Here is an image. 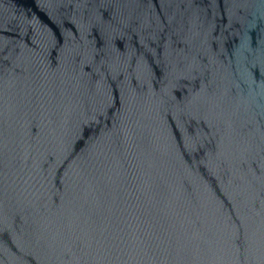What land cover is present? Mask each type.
<instances>
[{
  "label": "water",
  "instance_id": "obj_1",
  "mask_svg": "<svg viewBox=\"0 0 264 264\" xmlns=\"http://www.w3.org/2000/svg\"><path fill=\"white\" fill-rule=\"evenodd\" d=\"M0 264H264V0H0Z\"/></svg>",
  "mask_w": 264,
  "mask_h": 264
}]
</instances>
